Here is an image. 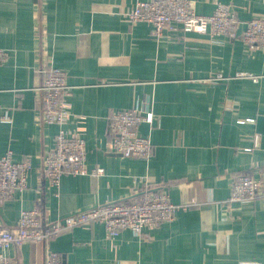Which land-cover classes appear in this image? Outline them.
Returning <instances> with one entry per match:
<instances>
[{
    "label": "crops",
    "instance_id": "0c3cea01",
    "mask_svg": "<svg viewBox=\"0 0 264 264\" xmlns=\"http://www.w3.org/2000/svg\"><path fill=\"white\" fill-rule=\"evenodd\" d=\"M139 1L147 0H0V49L9 53L0 115L11 119L0 121V155L32 164L27 188L0 203V226L15 225L21 210L59 219L145 191L187 207L140 237L125 230L108 239L96 223L13 245L11 264H45L49 251L61 264H264V198L224 203L238 175L264 178V47L178 26L156 38L149 24L128 20ZM190 1L198 15L229 5L236 35L264 18V0ZM44 63L66 75L64 129L81 131L87 169L103 170L63 175L58 188L41 172L59 129L36 120ZM124 109L153 114L138 128L152 144L148 159L105 150L108 119Z\"/></svg>",
    "mask_w": 264,
    "mask_h": 264
},
{
    "label": "built area",
    "instance_id": "2783aa9c",
    "mask_svg": "<svg viewBox=\"0 0 264 264\" xmlns=\"http://www.w3.org/2000/svg\"><path fill=\"white\" fill-rule=\"evenodd\" d=\"M229 5L216 3L210 15H198L190 0H147L137 2L127 17L131 23H147L152 34L159 38L165 31L180 27L185 33L223 35L240 39L252 47H264V18L246 22V28L236 35L239 24ZM8 51L0 49V66L7 62ZM40 81V111L37 121L41 125H57L52 147L42 160V174L48 185L58 188L63 175H101L103 170L91 171L86 166V147L80 130L68 132L63 125L71 117L66 97L70 95L66 75L49 63L38 69ZM220 78V76H218ZM1 122H11L9 116L0 115ZM153 114L138 109H124L112 113L108 119L109 140L105 150L129 159H148L152 144L148 136H141L138 128L142 123L152 125ZM260 137H255V145ZM12 152L0 155V203H3L27 188V179L32 168L30 159L13 162ZM264 198V178L248 174L238 175L232 183L225 204L250 203ZM187 205H176L164 191H145L129 202H109L59 219H49L38 207L21 210L13 226H0V264H11L8 250L25 242L49 243L66 230L78 226L103 225L105 237L112 239L128 230L140 237L144 229H155L162 223L171 222L178 210ZM45 264H61L59 256L49 251Z\"/></svg>",
    "mask_w": 264,
    "mask_h": 264
}]
</instances>
